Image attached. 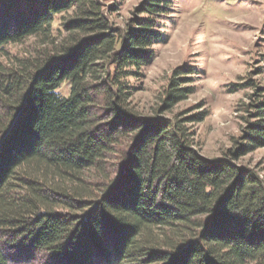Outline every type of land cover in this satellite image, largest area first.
<instances>
[{
	"label": "trees",
	"instance_id": "1",
	"mask_svg": "<svg viewBox=\"0 0 264 264\" xmlns=\"http://www.w3.org/2000/svg\"><path fill=\"white\" fill-rule=\"evenodd\" d=\"M171 1L147 0L148 15L125 39L96 0H46L38 11H19L14 25H0V56L27 37L49 39L55 17L72 8L76 18L66 27L94 34L16 69L0 60V264H264L259 177L230 160L201 156L180 121L126 115L118 125L96 121L97 95L113 112L124 110L131 86L123 79L152 58L151 46L161 39L156 18L169 13ZM101 59L112 61L114 74L103 84L89 82ZM182 79L188 76L172 79L167 106L192 91L180 87ZM254 107L249 148L264 143V99ZM143 128L110 165L96 195L87 196L86 186L49 183L52 172L84 182L81 175L102 170L127 131Z\"/></svg>",
	"mask_w": 264,
	"mask_h": 264
},
{
	"label": "rangeland",
	"instance_id": "2",
	"mask_svg": "<svg viewBox=\"0 0 264 264\" xmlns=\"http://www.w3.org/2000/svg\"><path fill=\"white\" fill-rule=\"evenodd\" d=\"M45 1L0 3V25H14L19 11H38ZM96 1L112 29L123 39L133 33L138 19L148 15L143 12L147 0ZM75 18L74 8L58 14L49 39L30 36L8 44L3 47L1 62L8 70L16 69L42 54L57 53L62 45L94 37L92 33L70 31L66 24ZM156 19L161 39L152 44L149 62L141 68L132 67L138 73L123 79L131 86L124 110L113 112L106 107L104 97L97 95L93 106L97 123L118 125L119 115H126V120L137 118L150 123L180 121L190 136V147L201 156L213 161L230 160L264 182V143L248 147V136L256 120L254 106L264 99V0H172L169 13ZM177 68L193 72L176 75ZM109 72H115L112 61L98 60L88 81L103 84ZM185 75L188 79H182L180 87L192 91L173 106H167L172 79ZM69 90V83L60 88L64 95ZM145 131H127L102 161V170L92 169L81 175L84 182L52 172L47 176L49 183L71 190L86 186L87 196L96 195L106 175L112 172L110 165L123 156L137 133L143 136ZM56 210L72 212L61 206Z\"/></svg>",
	"mask_w": 264,
	"mask_h": 264
}]
</instances>
